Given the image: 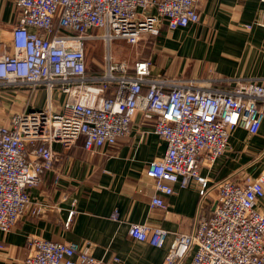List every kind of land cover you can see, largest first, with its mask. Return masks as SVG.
<instances>
[{
    "label": "built area",
    "instance_id": "obj_1",
    "mask_svg": "<svg viewBox=\"0 0 264 264\" xmlns=\"http://www.w3.org/2000/svg\"><path fill=\"white\" fill-rule=\"evenodd\" d=\"M196 2L14 0L15 22L9 39L0 41V88H23L27 95L23 109L0 124L1 234L25 216L42 217L47 207L33 201L31 191L78 141L89 156H98L129 134L136 117L151 116V131L165 150L146 168L154 187L149 207L165 211L160 195H173L176 186L193 184L198 197L192 231L173 234L163 264H178L189 252L191 264H264V215L256 208L264 198V171L215 184L201 174L213 170L235 128L256 135L264 119V84L228 77L203 86L184 75H153L150 59L118 62L110 54L117 42L149 41L162 24L175 31L199 23ZM97 41L107 52L100 71L93 72L87 48ZM40 91L45 105L36 108ZM55 95L61 99L57 108ZM74 214L68 211L65 230ZM127 234L155 247L167 239L163 228L145 223L130 224ZM26 240L22 264H121L119 258L95 259L74 242Z\"/></svg>",
    "mask_w": 264,
    "mask_h": 264
},
{
    "label": "crops",
    "instance_id": "obj_2",
    "mask_svg": "<svg viewBox=\"0 0 264 264\" xmlns=\"http://www.w3.org/2000/svg\"><path fill=\"white\" fill-rule=\"evenodd\" d=\"M196 3L199 23L175 31L162 24L157 36L139 45L143 50L140 59L152 61L153 75H184L203 86L212 78L228 77L264 84V0ZM16 13L14 0H0V41L9 39ZM244 25L251 27L246 29ZM24 98L20 96L21 108ZM137 118L126 137L113 147H104L98 156H89L82 141L61 155L54 174H46L31 191V199L47 207L42 217L25 216L10 232L0 233V244L5 246L0 250V264H22L29 236L77 243L81 252L108 263L119 258L121 264H163L173 234L192 231L197 190L193 184L185 189L176 186L173 195H160L167 204L165 211L149 207L154 187L145 172L148 163L163 154L165 142L152 133L151 116ZM230 135L228 147L213 170H201L212 184L244 174L255 177L264 171V119L256 135L240 127ZM53 147L60 149L58 145ZM73 200L75 206L71 205ZM256 208L264 215V198ZM70 209L75 214L70 229L65 230ZM115 212L116 221L111 219ZM134 223L163 228L167 232L163 246L128 237V228ZM192 255L189 252L178 264H191Z\"/></svg>",
    "mask_w": 264,
    "mask_h": 264
},
{
    "label": "rangeland",
    "instance_id": "obj_3",
    "mask_svg": "<svg viewBox=\"0 0 264 264\" xmlns=\"http://www.w3.org/2000/svg\"><path fill=\"white\" fill-rule=\"evenodd\" d=\"M107 49L104 47V43L101 41H97L93 44H89L87 48V56H88V64L89 70L91 71H100L103 66V58ZM143 50L139 45L130 46L122 44V42H117V44H113L110 50L111 56L113 59L118 62H129L133 61L137 58H143ZM145 52V51H144ZM15 90V91H14ZM39 93V92H38ZM38 93L35 94L33 99V105L36 108H43L45 105V93L44 91H40V95ZM0 95H3V98H0V124H6L8 120L16 113L21 111V100L20 96H26L27 93L23 88H0ZM6 95V96H5ZM23 99V98H21ZM25 99V98H24ZM61 99L54 96L53 104L54 107L57 108ZM6 103V104H4ZM3 104L5 109L2 108ZM12 106V109L10 106Z\"/></svg>",
    "mask_w": 264,
    "mask_h": 264
}]
</instances>
